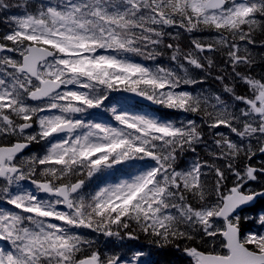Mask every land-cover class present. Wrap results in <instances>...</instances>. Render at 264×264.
Masks as SVG:
<instances>
[{
	"label": "snow or ice",
	"instance_id": "6c2138e0",
	"mask_svg": "<svg viewBox=\"0 0 264 264\" xmlns=\"http://www.w3.org/2000/svg\"><path fill=\"white\" fill-rule=\"evenodd\" d=\"M7 7L0 0V8ZM9 19L15 27L0 37V138L15 140L0 143V193L13 207L0 208V241L8 245L0 246V264H150L142 249L130 260L102 258L95 250L85 254L91 241L76 231L88 228L119 237L130 221L161 249L194 240V233H202V241L211 238L210 244L181 249L191 264H264V230L242 229L250 219L264 229V209L242 215L264 200V161L252 163L264 155V80L236 72L253 63L248 45L255 43L253 33L264 28V0H47ZM173 26L216 33L214 40H194V51L182 58L205 69L198 54L225 49L251 95L236 96L227 85L225 90L244 108L230 110L218 95L178 91L182 83H197L183 64L180 75L130 58L153 59L154 51L142 49H154L171 35L165 28ZM179 53L176 45L172 59ZM203 59L212 67L210 58ZM120 89L169 109L203 112L209 128H227L238 139L217 132L216 150L210 153L224 164L197 157L177 170L178 154L195 153L204 142L195 120L178 124L115 106L110 110L119 126L76 118L102 107L108 93ZM34 124L38 131L26 134ZM38 140L48 143L44 154L24 157L23 151ZM148 160L154 163L149 166ZM140 162L145 163L136 175L89 197L81 194L85 179L71 180ZM38 168L44 179L31 182L52 199L20 185ZM226 173L235 176L230 187ZM126 235L137 238L133 231Z\"/></svg>",
	"mask_w": 264,
	"mask_h": 264
},
{
	"label": "trees",
	"instance_id": "16d2710c",
	"mask_svg": "<svg viewBox=\"0 0 264 264\" xmlns=\"http://www.w3.org/2000/svg\"><path fill=\"white\" fill-rule=\"evenodd\" d=\"M3 3L8 5L7 8H0V37H3L4 34H6L10 29L15 27V24L10 21V17L21 15L24 13V11L27 9L28 11H32L34 7L37 5L34 0H3ZM173 27H170V30L165 31L168 33L172 30ZM180 28V27H179ZM175 28L173 33L169 35L168 37L163 36L162 37V43H160L158 46H155V48L152 50V52H155V56L150 61V65L152 62L156 64L157 66H161L163 68L176 70L180 75L184 74V69L180 68L179 65L183 64L184 68H186L189 73L188 75L197 81L195 84H181L179 89H191L192 91L195 90L194 86L199 84L200 90L203 92L202 95L205 96H214L212 92L209 90L218 92L222 95L223 101L229 100L231 101V106L235 109H240L244 104L236 101L234 98L233 93H229L225 90V85L228 87L234 88V93L236 96H250L251 95V89L246 83H242L239 80H232V79H224L221 80H211L205 78L204 83L203 80L200 79L198 76V69L195 66L189 65L187 61L183 60L182 56L184 53L194 51L193 47V41L194 40H201V41H210L214 40L216 36H213L216 34L213 31L209 30H203V31H194V32H187L185 29L181 28ZM253 39L255 41L254 44L248 45V51L251 54L253 58V63L250 66L241 65L239 66V70L242 73V69L246 72V76H251L257 80H264V28H259L253 33ZM168 44H172L173 47L169 48L167 47ZM176 45H179L180 53L178 54V59L173 60L172 55L174 54ZM143 50V49H142ZM138 59L141 58V55L135 54ZM199 56L201 57V62H207L206 59H203L204 57L210 58L213 62H218L219 59H224L226 57L225 52L218 49L216 51H211L210 54H207L204 56V53H200ZM212 75L215 74V70L211 73ZM158 114L161 115L165 120L173 121L178 124H180L183 121V118L179 115L171 116L169 114V110L167 108L161 107L157 110ZM230 131L228 132V135H230ZM204 142L201 144L211 145L209 140H203ZM196 146V149L200 147V145ZM38 154L43 155L45 152V147H39L37 148ZM213 148H209V152H213ZM261 158L257 155L256 158L252 161L254 164H258L259 160ZM178 162V161H177ZM214 163L218 165H223V160H214ZM243 163V162H241ZM227 178L229 176H233L232 174L226 173ZM40 176V169H37L36 175L32 176L31 178H37ZM83 176H77L72 177V180L75 179H81ZM209 186L212 185V182L214 180V176L207 177ZM212 181V182H211ZM225 184L230 187V184L225 181ZM97 189L94 187H90V194H94V192ZM261 209H264V200L258 201L253 207L245 209V214L250 213H256L259 212ZM130 227L129 229H121V230H127V231H134L136 235L144 241L142 244V248H147L149 252H152L154 254L153 257L150 259H147V262H150V264H185L184 259L185 255L181 251V249L187 245L191 246H200V245H207L211 242L208 237H205L203 241L201 240L202 233H194L195 239L191 241L183 240V242L179 243L177 241V244H180V247L169 245L163 249L159 248L157 245L152 243V237L149 235L141 232L136 225L134 221L129 222ZM249 225H245L244 229L246 230H262L261 226L259 225L258 221L255 220H249ZM115 230V228H114ZM120 230V231H121ZM158 251H157V250ZM88 252L90 253L91 250Z\"/></svg>",
	"mask_w": 264,
	"mask_h": 264
},
{
	"label": "flooded vegetation",
	"instance_id": "af4514ba",
	"mask_svg": "<svg viewBox=\"0 0 264 264\" xmlns=\"http://www.w3.org/2000/svg\"><path fill=\"white\" fill-rule=\"evenodd\" d=\"M205 66H208V64H205ZM198 69V76L200 77L202 74L201 69ZM119 94V92H115L114 95ZM109 99H114V97H110ZM107 103H104V105L100 108V113H97L98 111H96L95 113L91 114L88 119L89 120H95V121H102L104 123H109V124H114L112 122V120L114 121L115 119L112 117V113L107 111L105 108ZM131 105L133 106V108H135V111H130V113H140L143 114L142 111L143 109H137L136 104L131 102ZM82 118L85 119L83 117V114H76V118ZM115 126H117V123H115ZM205 130V129H202ZM228 132V130H226V133ZM215 133H217V130H215ZM215 133L211 135L215 137ZM63 135V134H61ZM15 137L10 138L9 141H4L2 138H0V143H4V142H14ZM31 147L34 146L35 148H39L41 147L40 141L38 140V142H33L31 145ZM30 147V148H31ZM29 148V149H30ZM27 152V151H26ZM23 153L24 157H29L31 155H29L28 153ZM145 162H140V164L135 165V168H138L140 170V166L141 164H143ZM146 163L151 166L154 162H152L151 160L146 161ZM122 165H118L116 166L114 169L111 170H106L102 173H98L96 175H94L91 178H86L85 176H83L81 179H85V185L82 189V193L83 195H85L86 197H89V193H90V187H94L97 190L100 187L106 186L108 184H115L118 183V171L117 169H119ZM176 167L177 170H181L184 169L181 166L179 167L178 164L176 163ZM138 170V171H139ZM137 174V173H136ZM135 174V175H136ZM210 177L214 176L213 174H209ZM129 176H133L132 173L129 174ZM72 178V177H71ZM34 179H44V177H37V178H31L28 179L26 178L25 180L20 181V185L23 186L24 183L27 185H33V187L35 188V185L32 184V180ZM72 180V179H71ZM73 182L75 180H72ZM4 186V182L2 179H0V188H2ZM25 188H30L33 191V188L30 186H24ZM36 189V188H35ZM37 190V189H36ZM96 190V191H97ZM38 192V196L40 198H44V199H52L53 197L49 194L46 193H41L37 190ZM0 203L1 204H7L6 201L3 199V194L0 193ZM63 208V206H61ZM245 226V222L242 223V227ZM114 230V229H113ZM76 231L81 234L82 236H84L88 241H91L92 244L95 245H99V244H104L103 248H101L99 250V252L101 253V257L104 258V256L107 255H121L124 257H127L129 260L131 259V257L133 256L134 252L136 250H143L145 253V256L143 257V259L146 261L147 259H150L151 257L154 256V254L152 252H149V250H147V248H142V244L144 243V241H142L134 232L135 236L137 237L136 239H130L126 233L128 232L127 230H121L120 231V236H107L102 232H96L94 229H88V228H79L76 229ZM115 231V230H114ZM182 243L183 240L179 241V243ZM180 247V244H179ZM178 247V248H179ZM100 248V247H98ZM157 250V249H156ZM158 251V250H157Z\"/></svg>",
	"mask_w": 264,
	"mask_h": 264
},
{
	"label": "rangeland",
	"instance_id": "374dc122",
	"mask_svg": "<svg viewBox=\"0 0 264 264\" xmlns=\"http://www.w3.org/2000/svg\"><path fill=\"white\" fill-rule=\"evenodd\" d=\"M166 29V28H165ZM238 69V68H237ZM236 69V70H237ZM113 91H111V92H109L108 93V97L109 96H111V94L110 93H112ZM105 102H108L107 100L105 101ZM111 102H113V101H109L107 104H106V106H105V108L104 109H106L107 111H109V112H111V108L113 107V106H115L118 110H122V108H123V106L121 105L120 106V103L118 104V105H116L115 103H112L111 104ZM120 102V101H119ZM96 112V108H92V109H88L87 110V112H85V113H82L83 114V117L85 118V120L87 121V120H89L88 119V117L91 115V114H93V113H95ZM101 111H100V109H99V111L97 112V113H100ZM45 114H54V113H45ZM113 117V116H112ZM158 117V116H157ZM79 118V117H78ZM114 118V117H113ZM160 118V117H159ZM92 121H95V120H92ZM95 122H101V123H104V122H102V121H95ZM117 170H123V169H121V168H119V169H117ZM123 179H127V178H122V179H120L118 182H120L121 180H123ZM24 189H26V190H30L31 191V189L30 188H25L24 186H22ZM10 191H15V185H13L12 187H11V189H10ZM188 263H190L191 264V262H190V260L188 261Z\"/></svg>",
	"mask_w": 264,
	"mask_h": 264
},
{
	"label": "water",
	"instance_id": "95a60500",
	"mask_svg": "<svg viewBox=\"0 0 264 264\" xmlns=\"http://www.w3.org/2000/svg\"><path fill=\"white\" fill-rule=\"evenodd\" d=\"M131 98L136 99V100H138V101H140L142 103L149 104V101L144 100L143 97L138 95L137 93L136 94L135 93L131 94Z\"/></svg>",
	"mask_w": 264,
	"mask_h": 264
}]
</instances>
